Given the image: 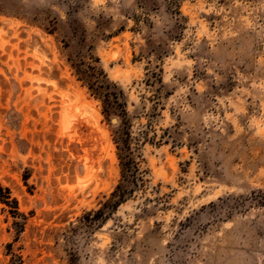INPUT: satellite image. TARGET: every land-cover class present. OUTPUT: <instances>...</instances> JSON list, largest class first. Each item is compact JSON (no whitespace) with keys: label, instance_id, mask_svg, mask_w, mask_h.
Listing matches in <instances>:
<instances>
[{"label":"rangeland","instance_id":"obj_1","mask_svg":"<svg viewBox=\"0 0 264 264\" xmlns=\"http://www.w3.org/2000/svg\"><path fill=\"white\" fill-rule=\"evenodd\" d=\"M0 186V264H264V0H0Z\"/></svg>","mask_w":264,"mask_h":264},{"label":"trees","instance_id":"obj_2","mask_svg":"<svg viewBox=\"0 0 264 264\" xmlns=\"http://www.w3.org/2000/svg\"><path fill=\"white\" fill-rule=\"evenodd\" d=\"M71 66L77 79L88 86V89L95 98L102 100L104 105L103 111L106 116L118 114L123 117V125L117 132L118 138L116 140L117 149L120 152L118 158L121 167V183L112 192L110 198L102 204V207L97 212H94L96 218L89 219V215L86 217L87 223L90 226H98L106 222L132 196V191L124 184H131L134 188H138L140 187V183H143V179L131 149L132 139L129 123L126 120L125 105L122 101L123 94L116 90L115 85L113 86L106 81L103 70H98L96 67L88 65L85 62L72 63ZM0 202L7 206H11L12 204L17 205L16 201H11L9 191L3 189L1 186Z\"/></svg>","mask_w":264,"mask_h":264},{"label":"water","instance_id":"obj_3","mask_svg":"<svg viewBox=\"0 0 264 264\" xmlns=\"http://www.w3.org/2000/svg\"><path fill=\"white\" fill-rule=\"evenodd\" d=\"M112 124H117V120L116 119H113L112 120Z\"/></svg>","mask_w":264,"mask_h":264}]
</instances>
